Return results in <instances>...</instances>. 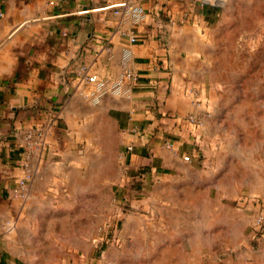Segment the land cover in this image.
Returning a JSON list of instances; mask_svg holds the SVG:
<instances>
[{
	"label": "crops",
	"instance_id": "obj_1",
	"mask_svg": "<svg viewBox=\"0 0 264 264\" xmlns=\"http://www.w3.org/2000/svg\"><path fill=\"white\" fill-rule=\"evenodd\" d=\"M123 3L140 8L143 19L137 21ZM213 9L192 0H59L56 6H50L49 0H0V264H65L69 260V246L50 240L32 242L23 233L38 227L41 232L50 230V202L56 200L50 199V160L62 165L67 184L84 186V180L71 173L67 176L66 171L77 166L71 162L74 150L92 128L102 130L103 111L111 109L129 114L132 121H146L131 141L146 152H156L163 168L185 172L183 177H160L151 192L131 201L133 211L123 221L127 248L171 242L169 227L181 225L182 217L198 228L207 211L202 202L212 201L204 186L212 102L201 100L196 107L191 101L190 90L201 86L192 67V57L199 53L192 51L191 36L183 26L208 25ZM196 40L202 41V36ZM124 70L139 74L140 80L125 86L132 85L136 91L123 108H110L116 98L109 102L106 95L95 100V85L85 76L113 83ZM189 115L204 118L200 131L182 122ZM37 126L50 127L48 146L44 153L28 157L25 133ZM164 136L175 138L169 151L156 147V140ZM185 155L192 156V161L185 162ZM26 163L31 177L21 190ZM101 163L94 168L99 174L95 179L99 210L103 208L98 186ZM43 169L47 174L41 176ZM62 198V207L66 202L69 209L70 198L64 194ZM115 210L120 208L113 204L112 214ZM16 217L25 219L11 229L15 235L10 236L7 226ZM32 218L41 220L33 224ZM120 254L115 264L140 260Z\"/></svg>",
	"mask_w": 264,
	"mask_h": 264
},
{
	"label": "rangeland",
	"instance_id": "obj_2",
	"mask_svg": "<svg viewBox=\"0 0 264 264\" xmlns=\"http://www.w3.org/2000/svg\"><path fill=\"white\" fill-rule=\"evenodd\" d=\"M212 9L208 25L183 26L191 36L192 51L199 53L192 57V67L201 86L192 87L191 101L196 107L201 100L212 102L204 185L212 201L202 202L207 211L198 228L182 217L178 219L181 225L169 227L171 242L139 250L127 248L123 221L133 211L131 201L151 192L160 177H183L185 172L163 168V159L156 152H146L131 141L143 131L139 125L146 121H132L129 114L111 109L103 111L102 130L92 128L74 150L71 162L77 166L66 171L67 176L71 173L84 180L83 187L67 184L62 165L50 160V199H56L50 202V230L41 232L38 227V231L23 233L26 239L69 246L65 264H115L120 253L138 256L135 264H264V220L261 226L257 224L264 217V0H226ZM198 36L202 41L196 40ZM132 85L123 87L120 95L108 89L104 99L116 98L109 107L123 108L136 91ZM174 140L164 136L156 140V147L169 151L166 144ZM100 162L101 210L95 189L98 168L94 170ZM40 174L47 173L43 169ZM63 194L70 198L69 209L66 202L62 207ZM113 204L120 210L112 214ZM24 219H10L6 225L10 233ZM38 219L32 218V223L37 224ZM165 244L169 245L166 249Z\"/></svg>",
	"mask_w": 264,
	"mask_h": 264
},
{
	"label": "built area",
	"instance_id": "obj_3",
	"mask_svg": "<svg viewBox=\"0 0 264 264\" xmlns=\"http://www.w3.org/2000/svg\"><path fill=\"white\" fill-rule=\"evenodd\" d=\"M184 1V0H179ZM196 4L207 7V6H219L226 2V0H192ZM59 0H49L50 6H56L58 4ZM124 8L129 9L130 11H133L134 18L137 21H141L144 17V14L142 10L138 7L132 8L126 3H123L121 5ZM1 15V14H0ZM132 42L136 41V38L131 39ZM85 80L91 84L95 85V92L93 93V97L95 100H101L103 96H105L108 93V89H110L112 94L120 95V91L123 87H125L127 84H136L140 80L139 74L131 71V70H124L113 83H109L108 80H102L98 78L96 75H88L85 76ZM182 122L185 124V126H190L193 131H200L204 126V118L197 115H189L186 118L182 119ZM50 135V127H44V126H37L29 129L25 133V152L28 157H31L35 155L36 153L42 154L46 151L48 146V138ZM199 142V137H197ZM167 148L172 149L173 145L171 142L166 144ZM131 149V147L129 148ZM192 156L185 155L183 157V160L185 162H191ZM25 167L27 169V177L20 181V189L23 190L26 186L27 180L31 177V170L29 167V164L26 163ZM264 217L261 216L258 219V226H261L263 223ZM112 264V263H108Z\"/></svg>",
	"mask_w": 264,
	"mask_h": 264
}]
</instances>
